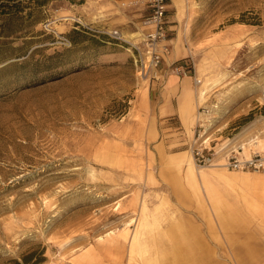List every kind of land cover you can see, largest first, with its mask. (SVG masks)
<instances>
[{"label":"rangeland","instance_id":"rangeland-1","mask_svg":"<svg viewBox=\"0 0 264 264\" xmlns=\"http://www.w3.org/2000/svg\"><path fill=\"white\" fill-rule=\"evenodd\" d=\"M0 4V264L29 253L35 264H264V174L215 175L226 151L264 146V0L185 9L186 60L200 82L197 125L173 147L191 161L177 170L143 139L148 82L136 75L132 30L113 28L127 41L105 32L143 4ZM199 144L213 165L195 164Z\"/></svg>","mask_w":264,"mask_h":264},{"label":"crops","instance_id":"crops-1","mask_svg":"<svg viewBox=\"0 0 264 264\" xmlns=\"http://www.w3.org/2000/svg\"><path fill=\"white\" fill-rule=\"evenodd\" d=\"M192 1L170 0L168 12L170 53L165 55L160 63V77L148 82L146 93L142 96L140 103L137 104L144 141L148 142L151 149L156 152L158 164H164V166L176 170L188 165L191 157L185 149L174 150L173 147L175 144L182 146L186 144L188 135L193 131L194 125H197L196 121H198L196 116L197 91L193 85L192 74L182 75L172 70L173 64L184 65L187 61L188 50L182 31V16ZM129 2L132 3L134 0H129ZM134 7L123 16V19L121 14H119V17H112V24L108 26L109 28L106 25L102 26L103 29L107 28L105 32L116 27L124 28L125 25V27L132 30L130 35L134 40L136 26L145 13L144 8ZM130 22L131 24H129ZM253 140L257 141L256 139ZM250 142L246 141L241 144L243 153L250 150L264 152V146L258 145L257 142ZM217 170L215 175L227 181L247 179L250 176L249 173L243 175L242 173H227L220 171L221 169ZM208 193L211 198L215 197V189L211 186H208ZM228 225L226 224V226ZM246 249L248 253L255 252L252 246L243 248V250ZM189 253L192 257L190 248L188 249V255H186L188 258H190ZM172 258L173 262L176 263L178 256L174 254ZM238 258L240 260L243 258L241 253H239ZM191 260V264H193L198 258L195 261L192 257Z\"/></svg>","mask_w":264,"mask_h":264},{"label":"built area","instance_id":"built-area-1","mask_svg":"<svg viewBox=\"0 0 264 264\" xmlns=\"http://www.w3.org/2000/svg\"><path fill=\"white\" fill-rule=\"evenodd\" d=\"M170 0H134V4H143L145 13L136 26L134 40L127 41L119 29L111 30L110 34L117 40L127 41L135 64L138 78L150 82L160 77L159 66L165 55L170 53L168 37V12ZM172 70L187 75L193 73V66L186 61L184 65L173 64ZM200 81L194 77V84ZM214 152L211 147L199 146L192 148V155L198 167L213 165ZM222 168L240 172H255L264 174V152L250 150L243 153L241 145L226 151Z\"/></svg>","mask_w":264,"mask_h":264},{"label":"trees","instance_id":"trees-1","mask_svg":"<svg viewBox=\"0 0 264 264\" xmlns=\"http://www.w3.org/2000/svg\"><path fill=\"white\" fill-rule=\"evenodd\" d=\"M7 5L6 4H0V9L5 13V9H6ZM9 9V8H8ZM32 255L31 253L26 254V255H22L21 257V261L13 259L12 260V264H35L34 262H32Z\"/></svg>","mask_w":264,"mask_h":264},{"label":"bare ground","instance_id":"bare-ground-1","mask_svg":"<svg viewBox=\"0 0 264 264\" xmlns=\"http://www.w3.org/2000/svg\"><path fill=\"white\" fill-rule=\"evenodd\" d=\"M213 168V167H212ZM218 168H220L221 170H224V168H222V167H218ZM200 170H202V169H200Z\"/></svg>","mask_w":264,"mask_h":264}]
</instances>
